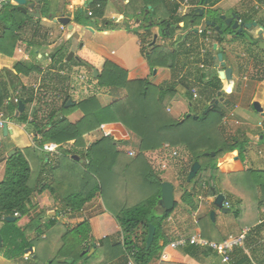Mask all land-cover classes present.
Listing matches in <instances>:
<instances>
[{
  "label": "trees",
  "instance_id": "1",
  "mask_svg": "<svg viewBox=\"0 0 264 264\" xmlns=\"http://www.w3.org/2000/svg\"><path fill=\"white\" fill-rule=\"evenodd\" d=\"M32 1L41 6L42 18L48 20L54 18V14L49 11L48 0ZM105 1L92 0L88 5L92 10V17L76 13L74 21L85 26L90 18L102 16ZM221 1L188 0V4L196 8L178 17L176 14L182 1L172 2L169 6L168 0H129L126 5L127 13L124 14L128 19L126 29L140 38L138 30L144 27V24L151 22L152 26H159L160 30H163L160 37L168 43L151 44L153 38L148 41L146 38L141 40L144 45L141 47L144 61L132 75L89 50L81 48L78 51V63L90 70L98 88L123 92L122 97L114 99L106 106H102L97 97L91 95L66 107L71 98L66 92L60 90V102H51L48 100L49 90L46 85L39 86L37 92L32 89L27 90L22 85L21 77H28L31 74L42 75V67L37 63L17 61L11 69H0V113L5 112L7 115L5 118L8 121V135L15 141L23 132L22 129L10 124L14 120L19 124L27 125L26 132L30 130L31 137L36 142L35 147H31L30 144L19 146L16 143L14 155L6 160L5 174L0 182V220L3 223L0 229L2 239L0 256L16 259L31 249L26 254L35 256L34 264H110L116 259H124L127 262V257L132 254L133 264H150L158 259L165 249L170 258L168 261H161L160 264L183 263L182 257H178L181 263L172 261L171 258L176 257L177 253L168 247V239L162 232L163 222L172 214L177 203L175 202L174 209L169 212H157L161 185L166 181L151 168L145 154L168 145L183 150L190 156L191 161L187 170L180 171V174L184 175L186 185L181 188L180 202L190 211L197 209L196 184L205 188L203 194L205 197L219 195L215 181L216 177L222 179L223 175L218 171V160L225 154L235 151L241 158L243 157L247 141L230 135L222 122L225 116L222 105L226 104V101L214 106L216 101L224 99L223 80L216 72L210 71L207 74L199 67L202 61L199 57L196 58L195 54L199 47L196 42H190L188 39L190 34L195 33L190 30L191 26L199 25L203 19V15L199 16L195 12L199 4H207L211 9ZM149 7L152 8V12L149 11ZM157 14H161L160 18L152 21V17ZM219 15L221 13H216L217 18L212 20L220 27L223 34L231 33L233 40L245 38L247 33H234L228 27H224ZM135 20L139 21L138 26L130 27L129 22L135 24ZM241 20L252 21L251 18L242 15ZM39 22L40 19L23 14L16 5L6 4L0 12V55L13 58L16 48L22 41L25 42L23 36L27 27L35 26ZM179 24H183L181 30L178 28ZM105 25L112 27V24L104 20L102 29L99 30H106ZM148 26L145 25V30ZM206 29L213 32L214 42L221 46L224 39L211 27L205 26L200 36L205 38ZM178 31L186 32L184 36L186 35L187 38L179 35L175 40ZM36 33H32L31 38L26 41L33 59L37 57V51L42 44L36 40ZM194 35L196 36V33ZM253 45L259 50L257 43ZM246 51L248 54L251 53L249 48H246ZM204 56L203 65L210 66L213 58L209 51L205 52ZM191 57L194 58L193 61L190 60ZM48 58L50 63L46 71L63 69L62 62L66 58L64 48H55ZM155 68L188 72L177 80L155 86L147 80L149 71ZM94 70L97 71L96 78L93 74ZM11 82L16 84L14 89L18 87L21 89L16 97L25 103V111L17 116L15 114L18 105L7 104L12 98ZM190 82L201 86L198 100H193L192 89L189 88ZM229 84L230 82L226 89H229ZM178 87L184 91L188 99L189 112L177 119L167 112V105L176 95ZM56 90L53 88L52 93L57 92ZM75 111H80L82 117L76 123H71L68 121V116ZM97 130L102 136L88 145L84 137ZM120 133L126 138L131 135L138 139L135 157H130L117 149V143L121 140ZM70 142L72 144L62 152L66 154L65 156H61L54 166L48 163L45 153L56 148L62 149V146ZM74 156L78 157V161ZM194 162L199 163L200 169L196 177L187 183L188 172ZM263 173H259L260 175L254 178L256 172L249 171L250 177L261 193L260 200L264 206ZM189 186L191 189L187 188ZM44 192L61 205L59 212L63 215L65 224H60L55 217L49 219L45 225V236L42 238L43 233L40 230L44 225L41 223L42 216L32 218L23 229L17 226V222L29 216L36 207V197ZM96 197L101 198L105 210L115 220L120 229V238L112 242L100 240L94 252L88 255L94 240L90 235L89 222L81 213L85 205ZM236 204L237 208L233 204L230 208L234 216L239 217V202ZM11 217L15 218L14 222L5 220ZM206 220L209 227L199 224L198 234L209 240L208 232L213 231L214 225L209 216H206ZM262 224L250 228L251 233L246 245L248 239L253 237V233L259 235L264 229ZM149 225L155 227V235L151 246L147 249ZM208 228L211 229L208 231ZM160 240L163 241L162 246L159 245ZM238 252L240 261L237 264H250L251 259L242 250ZM252 252L253 255L254 253L262 255L264 247L260 252L257 251L258 253L256 250ZM197 254L198 250L193 246L186 247L182 252V255L188 256ZM203 254L207 256L208 252Z\"/></svg>",
  "mask_w": 264,
  "mask_h": 264
},
{
  "label": "crops",
  "instance_id": "2",
  "mask_svg": "<svg viewBox=\"0 0 264 264\" xmlns=\"http://www.w3.org/2000/svg\"><path fill=\"white\" fill-rule=\"evenodd\" d=\"M88 1L92 2V0H48L49 11L50 13L54 14V18L52 20H48L42 18L41 6L38 3L32 0H26L27 5L34 4L35 9L39 10L40 17L36 19H40V22L35 26L27 27L23 36V40H25V42L22 41L21 45L16 48L13 58H7L0 55V69H11L12 65L17 61L31 60L32 57L26 46V41L31 38L32 33L37 32L35 36L36 40L42 44L40 49L37 51L38 55L35 58V63L38 65H43V61L47 62L46 65L42 66V75L46 72L45 68H47L50 63L48 59L49 54L57 47L64 48V53L66 55L65 60L62 62V67L72 66L74 68H83L81 67L82 64L80 65L78 63V51L83 48L84 50H89L93 54L106 59L122 70L127 71L129 75L135 74V72L139 69V66H141L144 61L141 52V47L144 45L141 43V40L146 38L148 41L152 39L154 35H157L156 43H159V40H162L159 38L162 30H160L159 26H152L151 22L144 24V27L145 25H149L148 29L145 30V28L142 27L143 29L141 28L138 30L139 35H141L140 38L127 30L125 25L128 19L124 16V14L127 13L126 5L128 4L129 0H106L102 16L90 18L89 23H86L87 25L81 26L82 24L79 25L74 21V16L76 13H81L82 15L85 14L88 17H92V10L88 7L90 4ZM167 5H172V2L169 4L167 2ZM97 7H99V5ZM195 8L196 6H191L188 4L182 7L181 10H178L176 16H184ZM197 9L199 8L197 7ZM210 10L217 11L216 13H221V15L226 17H230L232 14H234L241 18L242 15L252 19V21L250 20L246 23H256V27L252 28L249 34L245 35L243 40H233L232 36L226 37L228 41L229 38L231 39V44H229L230 46H228V48L232 50L235 47L236 49L240 50L241 54L239 55V58H236L235 56L233 57V54L225 51V49L221 47L224 52V67H220V63L216 59L217 50L213 49V45L216 44L218 48V44L213 42L208 45L209 39H211L214 35L213 32L210 29H206L207 31L205 38L202 35L200 36L199 33V31H202L205 28L206 21H213L212 19H203L202 23L199 25L191 26L190 30L194 31L197 29L198 32L196 33V36L194 35L195 33L188 36L189 41L196 42L199 47L195 52L196 58L199 57L200 61L203 62L205 60V56H203L200 51L204 50L205 52H208L209 50L213 61H216V64L213 65L211 69V64L208 66V71H205V73L208 74V72L211 71L214 73L216 72L219 75L221 70L226 68L231 69V81L222 82V90H228V95H225L224 99H220L216 102L217 104H222L224 100L226 101V104L222 105V109L225 112L224 117L227 118V121L225 124H223L227 127V131L230 135L246 140L247 145L242 158L239 156L238 152L235 151L225 154L218 160V171L221 175H223V177L222 179L216 177L215 187L219 192V195L224 196V203L229 204L228 209H230V212L222 213L220 210H218L213 204L216 196L205 197L203 195L205 188H201L198 184H196L195 193L197 199V209L195 211H190L186 205L179 202L180 204L176 206L172 214L163 222L162 232L163 235L168 239L169 244L179 238H188L193 234L200 233L199 224H202L204 227H209L206 216L210 217V212L212 211H214L215 217L214 221L211 220L214 225L213 231H209L211 228H208L210 241H222L227 236L238 235L245 228L252 229L253 227H257L262 223L264 224V206L260 200L261 193L258 191L257 185L254 183L253 178L249 175V171H254L256 172L254 178H256L260 175L259 173L264 172V117H262L261 113L256 112L253 108V103L257 102L264 113V48H260V44L263 45L262 47H264V38L261 39L258 34L260 28H262L264 37V0H222ZM27 11L29 12V9H27ZM149 11L152 12L151 7H149ZM56 13H61L65 17L70 18V24L73 27L72 30H69L68 27H63L58 22H56ZM160 13L163 14L161 10ZM160 15L157 14V16L152 17V21L159 19ZM168 16L169 15L167 13L166 18H168ZM104 20L109 24H112V27L110 28L109 26L105 25L107 29L104 28L106 30L103 29L104 31H102L99 29H102V21ZM257 22H259V24ZM138 23L139 21L135 20V24L129 22L128 25L135 28L138 26ZM182 27L183 24H179V30H181ZM86 32L89 33L90 37H85ZM149 33L150 35L148 36ZM184 33L186 32H176L175 40L178 39L179 35L184 36ZM207 33H209V35H207ZM183 38H187V36L185 35ZM44 39L47 41H44ZM100 40L101 42H99ZM253 43H257L259 50L254 47ZM246 48L251 50L250 54H248ZM210 51H214V53L212 54ZM69 53H72L73 57L67 61V56ZM72 59L76 60V63ZM247 69H250V74ZM58 71L62 72L63 69H58ZM187 72L188 71L186 70L181 72L177 69L173 72L169 69L155 68L149 71L147 80L150 84L158 86L166 84L167 82L174 79L177 80ZM244 76L247 77L246 82H243L242 80ZM228 82H230V86L229 89H226L225 87H228ZM104 89L107 90V93H105V98L104 96H102V98L96 96L102 106L110 104L114 99L122 97L123 95L121 90L115 91L110 88ZM177 89L178 91L176 95L168 102L167 112L174 118L178 119L183 114L186 115L189 112V102L186 101L188 99L186 98L184 91L179 87ZM219 95L220 94H218V96ZM207 104H209L208 101ZM81 117V112L76 111L70 117L72 118V121L70 122L76 123ZM28 136L31 141V147H35L36 142H34L29 134ZM101 136L102 133L97 130L86 135L84 139L87 144L90 145L93 141L99 139ZM119 136L121 140L117 143L118 150L127 154L128 150L136 149L138 145V139L131 135L126 138L122 133H120ZM8 137L9 135L7 138ZM9 140L12 141L13 146L7 149V153L11 150H15L16 146L15 141L11 137ZM71 144L72 142H70L68 146ZM65 146L67 145L62 146V149L60 148L61 152L58 150V148L53 149L58 155L55 158L59 159L61 156L66 155L65 153H62L64 148H68ZM124 146H126V148H124ZM44 156L48 160V163L53 164L51 163L50 152L45 153ZM5 164L6 161L0 164V182L3 180L5 174ZM262 176H264V173ZM162 179H164L163 176ZM166 182L171 183L169 180H166ZM171 184L174 189V200L178 204L179 198L177 199V191H175L173 183ZM187 188L191 189L190 186ZM181 195L182 191L180 193V198ZM39 197H42V202L40 199H38ZM46 198L47 196L44 192L36 197L35 203L39 200L38 202H40V204H44V200ZM234 202H239V217H235L233 211H231L230 206ZM254 202L256 205H254ZM159 209L160 208L157 209V212H159ZM42 210L43 209L41 207L40 211L43 212ZM83 211L84 214L85 212L86 214L88 212V214L84 217H86L89 222L90 235L94 240L93 243L96 244L95 247L99 245L100 240L105 241L108 239L109 234H107V231L109 228H113V236L111 237L110 242L119 240L120 229L112 215L105 210L100 197H96L91 202L86 204L82 212ZM59 217H62V215L57 216L56 218ZM57 221L59 222L58 219ZM28 222L29 220L27 218L23 217L19 219V228L23 229L26 227ZM41 223L44 224L40 228L41 232L43 233L41 237L44 238L46 228L45 223L42 221ZM2 226L3 223L0 221V229ZM262 238H264V229L260 231L259 235L253 233V237L250 238V240L248 239V245L245 244L244 251L246 256L250 258L249 254H252L251 262H249L250 264H264V254L261 255L254 253L253 255L252 252L253 250H256V253H258L261 251L262 247H264V244L261 243ZM159 245H163L162 240L159 241ZM188 246L192 245L186 244L182 248L176 250L172 249L177 253L176 257L171 258L172 261L178 263L180 261L178 257H182V264H212L209 261L210 256L214 257L216 260L217 258L220 259L215 253L199 247H196L198 250V254L196 256L182 255L183 249ZM28 251H31V249L27 250L25 253ZM203 252H208V255L205 256ZM167 254L168 258L164 261H168L170 258L168 252ZM25 257H27L28 260H25ZM239 258L240 256L238 250H234L230 254V264H237L240 261ZM219 261L220 262L218 264H223L221 259ZM35 262L36 258L33 254L29 256H23L22 260L19 258L7 259L3 255L0 256V264H34ZM160 262L161 260L159 255V258L155 259L150 264H160ZM110 264H126V261L124 259H116Z\"/></svg>",
  "mask_w": 264,
  "mask_h": 264
},
{
  "label": "rangeland",
  "instance_id": "3",
  "mask_svg": "<svg viewBox=\"0 0 264 264\" xmlns=\"http://www.w3.org/2000/svg\"><path fill=\"white\" fill-rule=\"evenodd\" d=\"M200 5V6H199ZM198 8L203 10V19H214L215 17L217 18L216 15V12L210 10L208 7L207 4H199ZM226 14V13H225ZM228 14V13H227ZM203 19L200 21L202 23ZM223 26V25H222ZM227 36H231V33H227ZM85 37H90L89 33L86 32V35ZM159 38H161L159 36ZM232 38V37H231ZM214 35L211 39H209L208 41V45H210L211 43H213L214 41ZM44 41H47L44 39ZM98 41V40H97ZM101 42V40L99 41ZM167 44L168 42L167 41H162V40H159V44ZM229 44H231V39L229 38V41L227 39L224 40V42L221 44V46L219 47H223L225 49V51L227 52H230L231 54H233V57L235 56L236 58H239V55L241 54L240 50L239 49H236L235 47L230 50V48H228V46H230ZM81 45V44H80ZM79 47V46H78ZM254 47L257 48V46L254 45ZM209 51V50H208ZM212 54L214 53V51H210ZM238 54V55H237ZM73 60V59H72ZM75 63H76V60H73ZM22 62H28V63H35V59L31 58V60L29 61H22ZM43 65H40L41 67L46 65L47 62H44L43 61ZM216 64V61H213L211 62V66H210V69L213 67V65ZM83 68H77V67H72V66H65V67H62L63 68V74H61L60 71H58V69H55L56 71H46L43 75L41 76H38V75H35V74H32V75H29L28 77L24 78L22 77L21 78V82H22V85L23 87H25L27 90H31L32 87H38L39 89V86H43V85H46L48 87V100L51 101V102H60L61 101V95H60V90L64 93H68L70 95V100L72 102H75L77 103L78 101L82 100V99H85L91 95H95L99 98H102V96H104L105 98V93H107V90L104 89V88H98L97 87V84H96V81L92 78L91 76V72L89 69L87 68H84V66H81ZM246 67V66H245ZM46 69V68H45ZM204 71H208V66H204L203 68ZM249 74H250V69H247ZM246 70V71H247ZM48 72V73H47ZM11 93H12V98L16 97V95L20 92V88L18 87V89H14V85L16 87V84H13L11 82ZM53 88H56L57 92H53L52 93V89ZM200 85L199 84H196V83H193V82H190V87L192 90H194L198 95H200ZM14 89V91H12ZM228 89V88H227ZM223 92V97H225V95H228V90L224 91L222 90ZM192 94V93H191ZM198 99H199V96H198ZM196 99V100H198ZM188 101V100H186ZM204 102V101H203ZM205 103V102H204ZM76 112V111H75ZM75 112H73L72 114H74ZM5 113V112H4ZM72 114H70L68 116V121H72V118H70L72 116ZM5 116L7 117L6 113H5ZM184 116V114L180 117L182 118ZM10 124H12L14 127L16 126L18 129H22V134L19 135L17 137V139H15V143H17L19 146H23L25 144H31V141L29 139V136L28 134L31 136V132L30 130H27V125L25 124H19L17 121H11ZM15 128V130L17 129ZM17 129V130H18ZM1 138H0V143H1V146H0V158L1 157H4L7 153V149L12 147L13 144H12V141L9 140L10 137H3L2 134H0ZM99 136V135H98ZM97 138V137H96ZM264 140V139H263ZM65 147H69L68 145L65 146ZM124 148H126V146H124ZM57 149V148H56ZM134 149V148H133ZM58 150L61 152L60 148H58ZM136 150V149H134ZM51 154V163L52 166H54L56 163H57V159L58 158H55L57 157V152L55 151L54 153H50ZM190 161H191V158L190 156L187 154V157L185 160H183L182 162L180 161H177V166H173V164H171V168L169 170H167L166 172H163L162 173V176H163V180H169L171 181V183H173L174 187H175V191H177V199H178V204L179 205L180 203V193H181V188L185 187V183H184V175L183 174H180V171H186L188 166L190 165ZM180 165H184L185 167H180ZM186 169V170H184ZM1 175V174H0ZM161 176V178H162ZM47 198L44 200L45 203H41L36 201V207L35 209L29 214V216L27 217H24V218H27L30 222V220L34 217H37V216H42L41 217V221L46 223L49 221V219L53 218V217H57V216H61L62 214L59 212L60 208H61V205H59V202L58 201H55V199L49 195L47 192H45ZM38 199L41 200L42 202V197H39ZM48 203V204H47ZM236 202L232 203L233 206H235V208H237V204L235 205ZM41 205V206H40ZM254 205L255 202H254ZM99 206V205H98ZM42 207V211H40ZM175 210V209H174ZM56 211L58 212V214H56ZM85 211V209H84ZM84 211L81 213L82 216H85L88 214H84ZM163 211L161 209H159V212L158 213H162ZM67 215L69 216V211L66 212ZM46 217V218H44ZM59 220V223H64L65 224V219H63V215L62 217H59V218H56ZM1 221V220H0ZM2 222V221H1ZM28 222V223H29ZM19 225V223L17 222V226ZM19 227V226H18ZM22 229V228H21ZM107 234H109L108 236V239L105 240V241H110L111 237L113 236V228H109L108 231H107ZM58 248V247H57ZM97 253V252H96ZM245 254V252H243ZM27 255L26 253L20 257H18L19 259L22 260L23 256ZM246 255V254H245ZM252 255V254H251ZM251 255L249 254V257L251 259ZM210 262L212 264H218L220 261V259L217 258L214 259V257H211L209 258ZM31 264V263H30Z\"/></svg>",
  "mask_w": 264,
  "mask_h": 264
},
{
  "label": "water",
  "instance_id": "4",
  "mask_svg": "<svg viewBox=\"0 0 264 264\" xmlns=\"http://www.w3.org/2000/svg\"><path fill=\"white\" fill-rule=\"evenodd\" d=\"M13 1L16 3L18 10L21 11L23 14H29L30 16L35 17V18L40 17L39 10L35 9L34 4L27 5L26 0H13ZM88 3H91V1H88ZM27 9H29V12L27 11ZM195 12H197L199 14V16L203 15V10H201V9H197ZM55 17H56V19H55L56 22H58L63 27L65 26V27H68L69 30H72L73 27L70 24V18L65 17L61 13H56ZM220 20L223 21V23L226 27L230 26L231 30L236 31V33H243V32L247 33V32H250V30L252 28L256 27V23H254V22L246 23V22L242 21L239 16L234 15V14H232L230 17L220 15ZM206 26L213 28L217 34L221 35L223 39H226L227 35L223 34V31L220 29L219 26H217L215 24L214 21H206ZM162 32H163V30L161 31V33ZM194 32L197 33V29H195ZM167 34H169V33H167ZM258 34L261 37V39L264 38L262 28H260ZM156 39H157V35H154L151 44H154L156 42ZM262 46L263 45L260 44V48H264ZM213 49L217 50L216 59L220 63V67H224L225 62L223 61V53H224L223 49L221 47L217 48L216 44L213 45ZM72 57H73V54L69 53L67 56V61H69ZM231 73H232L231 69L226 68L224 70H221V72L219 73V77L223 81H231ZM93 74H94V77L96 78L97 77V71L94 70ZM218 94H220V93H218ZM71 105H72V101L69 100L67 102L66 107H69ZM214 105H217V102H215ZM253 108L255 109L256 112L261 113L262 117H264L263 110L257 102L253 103ZM24 111H25V103L23 101H19L18 107H17V113L15 114V116H17L19 113H23ZM8 133H9L8 125L5 124L3 129H2L3 137H7ZM0 145H1V143H0ZM14 153H15V150H11L6 154L5 157L0 158V164L5 162L8 158L12 157L14 155ZM74 158L78 161L77 156H74ZM199 169H200V165L198 162H194L191 165L190 170L188 172L187 179H186L187 183H190L196 177ZM213 204L222 213H229L230 212V209L225 208L223 205L224 204V196L223 195H217L213 201ZM174 206H175V200H174L173 186L169 182H163L161 185V195H160V199L158 201V208H160L163 212H169L172 209H174ZM214 215H215L214 211L210 212V218L212 221H214V217H215ZM5 220L7 222H14L15 218L11 217V218H6ZM154 235H155V227L153 225H149L148 235H147V239H146V248L147 249L151 246L153 239H154ZM0 244H1V237H0ZM95 246H96V244L93 243L92 248L90 249L88 255H90L94 252Z\"/></svg>",
  "mask_w": 264,
  "mask_h": 264
},
{
  "label": "built area",
  "instance_id": "5",
  "mask_svg": "<svg viewBox=\"0 0 264 264\" xmlns=\"http://www.w3.org/2000/svg\"><path fill=\"white\" fill-rule=\"evenodd\" d=\"M168 1L169 2H178V0H168ZM9 3L16 5V3L13 0H0V12L2 11L3 7ZM186 5H188V0H183L182 2H180V6H179L178 10H181V8L186 6ZM197 32H198V30H197ZM199 33L201 34L202 31H199ZM207 35H209V33H207ZM200 53L203 56L205 55L204 50L200 51ZM202 55H201V57H202ZM190 60L193 61L194 58L191 57ZM199 67L204 68L203 62H202V64H200ZM61 74H63V71L61 72ZM242 80H243V82H246L247 77L244 76ZM32 90H34V92H37L38 87L34 86V87H32ZM191 93L193 95V100L198 99V96L194 90H192ZM8 103L13 104V105H18L19 100L17 97H14V98H11L10 100H8L7 104ZM222 121L225 124L227 121V118L224 117ZM7 123H8V121L6 120L4 113L3 112L0 113V134H2V129H3L4 125ZM48 152L54 153L55 151L51 150ZM127 155L130 157H135L136 156V150H128ZM186 157H187V154L183 150L174 149V148L169 147L168 145H164L160 150L148 152L145 154V158H146L147 162L149 163L151 168L155 172L158 173L159 176H162L163 172H166L167 170H169L171 168V164H173V166H177L176 162L177 161L182 162L183 160L186 159ZM181 166L182 165H180V167ZM224 206L226 208H229L228 203H224ZM3 219L4 218H2V220ZM250 233H251V229L245 228L238 235L227 236L221 242L210 241V240L202 238L200 236V234H193L188 238H179V239L175 240L174 242L170 243L168 245V247L170 249L176 250V249L184 247L186 244H189V245H192L195 247L202 248L204 250H208L212 253H215L221 259V262L223 264H230V262H231L230 261V254L234 250L244 251L245 243H246L247 238L250 235ZM261 243L264 244V238H262ZM131 255L132 254H130L127 257L126 264H133L132 259H131L132 258ZM167 258H168V254H167L166 250L164 249L162 251V253L160 254V260L164 261ZM25 260H28V258L25 257Z\"/></svg>",
  "mask_w": 264,
  "mask_h": 264
},
{
  "label": "flooded vegetation",
  "instance_id": "6",
  "mask_svg": "<svg viewBox=\"0 0 264 264\" xmlns=\"http://www.w3.org/2000/svg\"><path fill=\"white\" fill-rule=\"evenodd\" d=\"M219 18H220V15H219ZM223 25H224V23H223ZM224 27H226L225 25H224ZM230 30H231V27L229 26L228 27ZM232 31V30H231ZM234 33H236V31H233ZM246 33V32H245ZM247 34H249V32H247Z\"/></svg>",
  "mask_w": 264,
  "mask_h": 264
}]
</instances>
